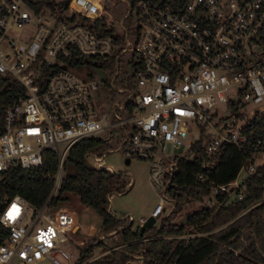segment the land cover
<instances>
[{"label":"built area","instance_id":"built-area-1","mask_svg":"<svg viewBox=\"0 0 264 264\" xmlns=\"http://www.w3.org/2000/svg\"><path fill=\"white\" fill-rule=\"evenodd\" d=\"M110 1L0 0V75L11 76L24 90L15 104L0 110V173L38 167L45 151L58 159L52 194L40 208L18 195L4 200L0 264L77 262L87 240L77 243L78 214L67 206H52L50 199L59 189L70 149L80 141L104 140L109 130L121 129L119 150L150 163L149 180L163 195L173 159L189 153L196 130L205 140L202 168H213L220 146L241 148L249 141L242 131L249 120L237 128L223 121L221 113L246 105L255 109L252 118L264 113V0H127L128 16L120 24L106 19L115 31L101 36L92 30L93 22L105 17ZM131 17L133 43L123 26ZM72 50L115 56L117 70L107 86L113 92L112 121L94 99L98 82L82 78L85 71L66 67L64 59ZM126 51L136 55L131 69L137 61L141 68L132 71L131 88L116 87L127 85L118 81ZM255 146L253 164L241 169V181L212 185L203 207L217 210L243 198V182L259 166L254 158L264 156V140L256 139ZM88 159L95 165L102 158L90 154ZM198 179L203 181L201 175ZM165 204L172 206L162 198L149 214L154 225ZM130 225L131 218L126 227ZM126 264H144L142 254Z\"/></svg>","mask_w":264,"mask_h":264},{"label":"trees","instance_id":"trees-1","mask_svg":"<svg viewBox=\"0 0 264 264\" xmlns=\"http://www.w3.org/2000/svg\"><path fill=\"white\" fill-rule=\"evenodd\" d=\"M105 20L102 17L94 21L92 30L101 36L112 35L115 28L106 25ZM115 62L112 54L105 57L84 56L77 50H72L70 56L64 59L66 67L76 71L100 69L111 77L117 70ZM139 68L141 62L137 61L131 70ZM88 77L93 78L91 74ZM130 79L131 76L126 80V86L122 83L115 86L131 88ZM22 96L24 90L16 80L9 75H0L1 111L15 104ZM242 131L247 134L248 143L241 148L220 146L213 168H202L205 162L203 137L192 144L187 155L173 159L174 169L170 175H165L167 184L163 190V195L172 204V210L178 211L186 201H202L208 196L212 185L233 182L243 167L253 164L255 140H264V113L256 114ZM108 150L106 141L98 138L85 139L74 145L64 162L59 189L50 199L52 206H58L67 201V194L76 195L82 206L93 210L101 218L98 234L123 228L117 232V242L83 245L75 264H126L140 253L144 264H264V164L245 178L241 200L219 207L216 212L202 206L189 214L184 224H171L167 217H163L158 224L139 235V229L133 230L131 225L124 227L127 219L117 218L109 210L111 195L126 193L131 187L126 190L129 182L123 179L121 173L97 169L86 163L87 155L101 156ZM57 165L55 153L45 151L43 162L38 167L25 170L11 167L1 172L0 212L4 200L15 195L22 197L33 208H40L52 194ZM199 175L203 181L198 179ZM218 199L221 200V197ZM185 226L195 230L194 234L198 236L188 240L179 239L185 234ZM218 228L221 229L215 231ZM96 246L104 249L107 246L108 249L120 247L89 261Z\"/></svg>","mask_w":264,"mask_h":264},{"label":"rangeland","instance_id":"rangeland-1","mask_svg":"<svg viewBox=\"0 0 264 264\" xmlns=\"http://www.w3.org/2000/svg\"><path fill=\"white\" fill-rule=\"evenodd\" d=\"M129 13V4L127 0H111L110 7L105 11L106 19H113L116 23L120 24V22L128 16ZM134 17L129 18L126 24L123 25L129 31V41L131 43L135 42L134 35ZM136 60V55L130 51H126L121 55L120 62L121 68L119 69L118 81L122 82L130 78L132 73L131 70V61ZM91 74L93 78L98 82V89L94 92V99L98 103V105H104L101 110L106 112L111 121L113 120V99L112 90L107 87L113 82V79L105 72L100 69L90 70L89 72L85 71L84 75L87 78L88 75ZM130 80H133L132 78ZM143 89L136 88L135 92H141ZM229 96L237 102L239 100L238 96L233 94L232 92ZM223 109V106L219 107ZM241 109V110H240ZM238 109L237 112L230 111L229 108L223 111L221 114L224 116L223 121L228 124H234L237 128L241 127L242 124L246 120H250L254 114L255 109L251 105H246ZM124 118V115H122ZM236 117V119H234ZM246 117V118H244ZM122 136L121 129H111L108 131V135L104 138V141L109 145L110 152L105 151L98 156L96 154H91L95 158H102L101 161L95 163V165H91V160L88 159L89 155L86 156V163L89 166L95 167L97 169H108L111 172L121 173L123 175V179L129 182L126 190H129L126 193L120 194H112L109 199V210L113 215L117 218L127 219L126 227L131 218L132 229L136 230L140 225L141 219H146L153 208L162 198H166V196L162 195V189L155 187L149 180V166L150 163L146 160H138L133 158H127L123 151L119 150L120 140ZM199 131H195V135L190 137V140L196 141L199 139ZM119 140V141H117ZM184 151V148L181 150ZM176 152V154H179ZM129 160V164L126 165L125 160ZM254 163L256 165H261L264 163V156H259L254 158ZM244 177L243 171H241L237 177L238 181ZM67 201L63 202V206H67L78 214V226H79V235L77 237V243L80 242V239L86 238V242L84 245L97 244L101 243H109L117 242L119 236H117V232L121 231L114 230L113 232H109L107 234H98V231L101 226V218L91 209L82 206L79 202V199L74 194H67ZM167 199V198H166ZM172 206L170 204H165V213L162 215L163 217H167V220L171 224L180 223L181 219L187 217L193 211L198 210L202 207V202L196 201H186L180 205V209L178 211L171 210ZM215 212L217 210H214ZM169 213V214H167ZM157 224V223H156ZM224 225L223 227H225ZM185 234L179 239L188 240L189 238L198 236L194 234L195 230L191 227L185 226ZM222 228V227H221ZM221 228L216 229L215 231L220 230ZM108 247V246H107ZM105 247H94L92 255L89 258V261L98 259L100 257L108 254V248ZM107 248V249H106Z\"/></svg>","mask_w":264,"mask_h":264},{"label":"water","instance_id":"water-1","mask_svg":"<svg viewBox=\"0 0 264 264\" xmlns=\"http://www.w3.org/2000/svg\"><path fill=\"white\" fill-rule=\"evenodd\" d=\"M125 163H126V165H128L129 164V160L126 159ZM186 218L187 217H184L183 219H181L180 223L184 224L186 222ZM154 224H155V219L152 218L151 216H149L146 219L145 223L139 228V235H142L145 230L151 228L152 226H154Z\"/></svg>","mask_w":264,"mask_h":264}]
</instances>
